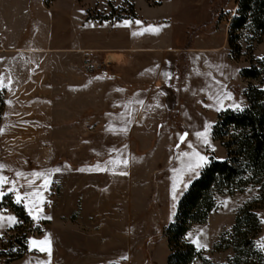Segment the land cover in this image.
<instances>
[{"label":"rangeland","instance_id":"rangeland-1","mask_svg":"<svg viewBox=\"0 0 264 264\" xmlns=\"http://www.w3.org/2000/svg\"><path fill=\"white\" fill-rule=\"evenodd\" d=\"M96 1L99 6L91 3L94 0H54L49 4L44 0L46 6L55 7L46 10L42 0H0V49L21 42L6 26L9 20L21 21L20 13L25 7L37 16L39 46L65 44V26L56 23L57 14L65 13L73 4L75 8H82V17L88 15L100 22L107 20H99L97 16L113 14L109 19L112 26L100 32L102 37H108V42L113 37L115 45L122 47L121 51L133 32L166 25L158 34L145 32L134 36L136 43L132 44L141 53L136 67H143L140 70L144 72V66L148 65V69H154L150 71L154 78L160 74L163 83L155 84L148 92L137 93L127 88L114 92L111 87L103 86L100 75L125 62L113 60L106 51L91 59L96 62V68L86 70V59H83L79 68L89 73L87 99L82 96L81 81L77 85L79 91L73 95L62 92L57 99L54 93L40 94L36 99L47 98L53 102L50 109L53 120L48 125L42 120L35 121L33 131L40 129L43 135L37 139L22 140L12 144L13 147L2 140L0 165L4 167L0 175L17 181L15 187L23 196L44 183L43 179L28 174L52 172L49 177L52 182L47 189L40 188L41 196L36 198L43 209L39 215L51 219H32L29 225V242L50 237V264H119L123 257L133 264H167L170 248L164 229L175 220L181 197L202 170L189 182L186 170L189 158L182 153H191L194 149L209 161L211 157L218 160L227 157L221 142L213 139V125L222 111L235 109L236 104L242 109L247 106L249 85L264 88V78L249 79L241 75L242 69L264 59V37L257 42L246 32L242 54L238 59L231 57L227 38L237 0ZM133 14L135 18L131 17ZM125 20L133 23L118 26ZM137 20L142 23L137 25ZM26 36L27 33L21 39ZM100 45L109 47V43ZM143 47L153 49L142 50ZM40 56L46 67L55 63L54 53ZM164 73H170L171 79ZM226 93L231 94V99ZM146 97L149 99L146 105L139 103ZM9 99L12 100L11 94ZM135 99L138 106H134ZM5 108L2 121L5 116L11 117L5 114ZM206 125L210 126L207 145L195 135L204 131ZM185 132L188 137L180 143L179 135ZM189 143L192 148L187 147ZM123 160H128L127 167L122 163L106 164ZM97 165L108 170L98 171ZM57 168L59 172L52 171ZM17 172L24 173L27 179L18 178ZM29 180H34L31 186ZM174 183L177 185L175 200ZM10 186L5 185L4 190ZM8 194L15 200V193ZM258 196L259 188L255 185L235 194H217L216 209L205 223L192 226L187 241L198 237L206 245L201 249L211 264H228L232 252L217 251L215 245L222 233L233 227L239 210ZM21 204L29 214L32 198ZM259 214L260 244L264 240V206ZM0 215L15 216L19 223L17 214L10 208H0ZM12 227L5 223L0 227V234ZM48 261L47 252L29 243L28 252L10 264H47ZM193 264L204 262L196 260Z\"/></svg>","mask_w":264,"mask_h":264},{"label":"trees","instance_id":"trees-1","mask_svg":"<svg viewBox=\"0 0 264 264\" xmlns=\"http://www.w3.org/2000/svg\"><path fill=\"white\" fill-rule=\"evenodd\" d=\"M52 1L45 0L47 4ZM236 4L227 38L233 59L242 54L246 32L257 42L264 37V0H237ZM113 17L108 14L96 18L109 20ZM241 75L249 79L264 78V59L242 69ZM246 97L248 104L242 111L226 109L213 125V139L221 142L227 157L224 160L211 157L181 197L175 220L164 229L170 248L167 264H192L196 260L211 264L204 250H198L186 236L193 225L208 220L217 207V194L243 192L249 185L258 186L259 196L239 210L233 227L222 233L215 250L232 252L228 264H264V252L259 244L262 231L259 210L264 206V88L249 85ZM5 105V90L0 89V126ZM3 207L12 209L19 219L17 225L0 234V264L2 260L10 264L28 252L32 218L11 194L0 198V208Z\"/></svg>","mask_w":264,"mask_h":264},{"label":"crops","instance_id":"crops-1","mask_svg":"<svg viewBox=\"0 0 264 264\" xmlns=\"http://www.w3.org/2000/svg\"><path fill=\"white\" fill-rule=\"evenodd\" d=\"M91 3L99 6V2L96 0ZM41 5L46 10L55 8L54 5L52 7L46 6L44 0H42ZM82 12L81 7L75 8L72 4L65 13L59 12L57 14L56 23L65 26L66 43L62 45L57 43L55 46H48V44L39 46L36 43L39 28L38 19L28 7H25L20 13L21 21L9 20L7 29L17 35L21 42L9 46L4 45V48L0 49V55H5L4 58H0V76L5 78L4 83L8 85V87L3 88L6 90L5 114L11 116L3 117L0 143L2 140H7L10 147H13L12 144L16 142L19 143L25 139L33 140L37 139L38 136H43L40 129L36 132L33 131L35 121L42 120L43 124L48 125L54 116L50 110L53 102L51 103V100L47 98L36 99L39 98L40 94L54 93L57 99L60 98L62 92L73 95L74 92L79 91L77 85L81 81L82 96L85 95L87 99L89 73L79 68L83 59L94 60L95 56L104 55L107 51V56L113 60L125 62L118 65V68L108 69L100 75L103 86L111 87L114 92H117V89L126 90V88L137 93L139 91L148 92L155 84L163 83L160 74L155 79L152 72L146 71L148 65L144 66V72L140 70L143 67H136L138 56L141 53H138V49L132 46L135 42L132 34L128 36L126 46L123 47L124 51H121L122 47L115 45L113 37L108 42L106 40L108 37H102L100 32L102 28L106 32L107 28L112 26L111 20L100 22L89 18L88 15L82 17ZM25 33L27 36L22 40L21 37ZM101 43H109V47L101 46ZM132 49L135 50L134 53L131 52ZM141 49L153 48L143 47ZM42 50H46V52H42ZM41 53H54L55 63L48 67L44 66ZM10 94L12 96L11 101L9 99ZM9 101L11 103H8ZM135 101V103L133 102L134 106H138L137 99ZM148 102L149 99L146 97L142 105H146ZM109 103L111 104L110 101ZM7 174H10L9 171Z\"/></svg>","mask_w":264,"mask_h":264},{"label":"snow or ice","instance_id":"snow-or-ice-1","mask_svg":"<svg viewBox=\"0 0 264 264\" xmlns=\"http://www.w3.org/2000/svg\"><path fill=\"white\" fill-rule=\"evenodd\" d=\"M131 21H127L125 20L123 22L122 25H118V26H130L131 25ZM135 23L137 25L141 24V21H135ZM166 25H161L159 27H152L149 26L148 28H143L141 29L139 32H133L132 35L133 36H137V35H143L145 32H151L153 34H158L160 31L161 27H164ZM158 67V66H157ZM146 71H154V69H146ZM164 75L168 78L171 79V74L170 73H164ZM4 77L0 76V89L6 88L8 87L7 84L4 83ZM218 83V82H217ZM117 91H122V89H117ZM163 94V93H162ZM227 96L228 99H231V94L230 93H226L225 94ZM218 102H220L218 100ZM8 103H11L10 101ZM139 103L143 104V101H139ZM157 107H160L161 105L157 104ZM206 107H211V105H205ZM235 109L242 111L243 109L241 108L240 104H236ZM217 111L220 110V108L216 109ZM210 126L206 125L204 131H199L197 132L195 135L198 139H201L203 141V143L205 145L208 144V128ZM111 130V129H109ZM122 131H126V129H122ZM188 137V133H183L179 135V141L180 143H184L186 141ZM177 147H180V144H177ZM187 147L192 148L193 146L191 145V143L187 144ZM182 155L184 157H188L189 158V163L186 165V170L187 173L189 175V182L191 179L197 177L199 175V169L203 168L205 165H207L210 161L209 158L205 155L200 154L198 151H195L193 149V151L191 153L189 152H183ZM123 164L125 167H127L128 165V160H123V161H108L106 162V164ZM4 166L0 165V169H2ZM96 170L98 171H105L108 170L107 167H101L100 165L95 166ZM81 171H83V169H80ZM53 172H59L60 169H54L52 170ZM52 172L49 173H42V172H33L30 175L33 178L36 179H43L44 183L42 185H40L39 188L34 189L31 192H26L23 194V196L20 194V192L18 191V189L15 187L17 181L15 180H9L8 177L0 175V198H3L5 195H7L8 193H15V202L20 204L22 203L23 200L27 199V198H32V207H30L28 209L29 215L31 216V218L34 221H38L41 218L44 219H51V217H42L41 215H39V213H42L43 209L42 207H39L38 204L36 203V198L41 196V191L40 188L43 189H47L48 185L52 182L49 177L51 176ZM120 174L122 175H126V172H121ZM16 176L18 178H25L27 179V176L24 173L21 172H17ZM29 186H31L32 183H34V180H29ZM5 185H11L10 187L7 188V191L4 190V186ZM176 187L177 185L174 183L173 184V199H176ZM184 187H187V184L184 185ZM5 223L7 224V226L12 227L15 224L18 223L17 218L15 216H3L0 215V227H3L5 225ZM197 249L199 250L200 248H206L205 244L200 243L199 238L197 237V239L192 241ZM30 245H35L38 247L39 251L41 252H47L48 256H49V261L47 262V264H50V257H51V239L49 236H46L44 240L41 241H36V240H31ZM260 247L261 250H264V240H262L260 242ZM127 257H123V259H126ZM115 264V262H114Z\"/></svg>","mask_w":264,"mask_h":264},{"label":"built area","instance_id":"built-area-1","mask_svg":"<svg viewBox=\"0 0 264 264\" xmlns=\"http://www.w3.org/2000/svg\"><path fill=\"white\" fill-rule=\"evenodd\" d=\"M96 62L90 59H86L85 63H84V67L86 68V70H92L94 68H96ZM119 264H133L131 262V260H129L128 258L123 259Z\"/></svg>","mask_w":264,"mask_h":264}]
</instances>
